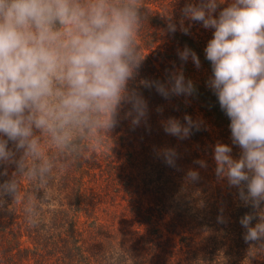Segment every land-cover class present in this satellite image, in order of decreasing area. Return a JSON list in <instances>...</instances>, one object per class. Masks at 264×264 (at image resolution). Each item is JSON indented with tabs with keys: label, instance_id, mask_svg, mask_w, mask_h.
Returning <instances> with one entry per match:
<instances>
[{
	"label": "clouds",
	"instance_id": "1",
	"mask_svg": "<svg viewBox=\"0 0 264 264\" xmlns=\"http://www.w3.org/2000/svg\"><path fill=\"white\" fill-rule=\"evenodd\" d=\"M142 9L141 0H0V177H9L0 183V208L9 199L23 202L35 227L54 176L76 165L89 144L111 140L121 119H129L133 130L147 126L141 87L165 100L183 96L185 104L194 96L183 64L190 59L199 69L201 62L187 45L177 49L181 66L173 63L165 80L134 83L144 60L136 43L147 19ZM180 14L178 24L172 12L163 16L168 33L189 35L192 24L185 27V20L213 30L204 49L212 73L206 86L230 121L232 145L240 149L233 158L232 147L215 143V176L252 209L239 219L243 239L264 250V0H188ZM156 111L162 115L163 108ZM160 123L178 140L204 124L187 114L183 123L175 117ZM157 154L179 170L175 148ZM193 163L207 167L204 160ZM21 179L31 191L21 192ZM185 180L198 182L199 172L189 169ZM217 219L225 222L222 215Z\"/></svg>",
	"mask_w": 264,
	"mask_h": 264
},
{
	"label": "trees",
	"instance_id": "2",
	"mask_svg": "<svg viewBox=\"0 0 264 264\" xmlns=\"http://www.w3.org/2000/svg\"><path fill=\"white\" fill-rule=\"evenodd\" d=\"M141 2L147 19L136 43L144 60L134 83L145 78L165 80L166 70H172L173 63L177 68L181 66L177 49L187 45L199 57L201 67L197 69L189 59L183 64L184 75L193 81L197 90L194 95L202 97L200 101L195 99V106L205 115L210 109L206 98L217 99L205 83L212 73L204 49L213 30L185 20V27L192 24L189 35L179 30L170 34L163 16L172 12L178 24L180 9L188 0ZM198 70L205 74L200 80H193ZM139 91L148 103L152 119L148 129L139 134L144 141L138 145L131 143L129 148L135 152L141 150L151 165L146 164L145 172H140L131 163L126 173L123 162L117 164L115 157L107 152L110 140L105 139L100 146L89 144L91 157L83 156L70 170L54 176L50 198L40 205L35 227L26 218L23 202L11 203L9 199L8 205L0 208V264H264V250L252 249L245 243V229L239 223L252 209L243 206L235 188H229L226 180L218 181L215 176L213 151L206 143L211 139V126L218 123L194 131L188 139L178 140L166 134L160 122L168 117L178 118V114L195 119L196 113L185 108V97L165 100L154 89L141 87ZM158 107L163 108L162 115L157 113ZM123 115L121 112L120 116ZM113 137L111 134L110 139ZM230 137L227 131L219 140L232 147L233 158H238L240 149L232 145ZM165 147L178 152L179 170L167 166L158 157V150ZM195 160H204L207 167L200 168L193 163ZM189 169L199 172L198 182L185 180ZM12 171L14 166H9V175ZM105 173L109 176L103 179ZM98 176L105 186L113 188L111 212L122 225L114 232L109 231L117 235L115 239L119 243H111V248L118 250L111 256L106 253V247H110L106 222L96 213L101 199L94 196L90 187L103 185L96 183ZM8 178L0 177V183ZM121 186L128 191L120 190ZM20 188L22 193L31 191L24 179L20 180ZM132 189L136 192L132 193ZM134 194L141 203H137ZM220 215L224 223L218 222ZM111 224L115 226L116 221ZM85 235L91 239L85 241Z\"/></svg>",
	"mask_w": 264,
	"mask_h": 264
},
{
	"label": "rangeland",
	"instance_id": "3",
	"mask_svg": "<svg viewBox=\"0 0 264 264\" xmlns=\"http://www.w3.org/2000/svg\"><path fill=\"white\" fill-rule=\"evenodd\" d=\"M204 74H202L199 70L196 71V76L193 77V80H200L201 76H204ZM201 81H205V80L202 79ZM201 98L202 97L200 96V94L198 96L194 95L192 97H188L187 99L189 102L186 104L185 108L191 109L193 113H196L194 120H196L197 118L201 119L204 122L203 127H208L212 125V123L214 122L218 123L217 125H215L217 127L211 126V130L209 131L211 134V139L208 140L206 143L207 147L212 148V151H213V146L215 145V143L217 141L221 142L219 138H221L222 134H224L227 131L230 133V130H229L230 121L228 117L224 114V112L217 105L218 100L217 99L215 100L214 96L210 98L209 97L206 98L207 105H209L210 107V109L207 110L206 114L204 115L200 113L198 108L195 106V99H198L200 101ZM178 115H179L178 119H183L184 115L182 114H178ZM122 117L123 116H121V118ZM150 119L152 118L150 117L148 118L147 126H145L144 124H141V126L136 127L134 130L130 125L129 119H121L119 125L111 133L112 135H114V137L107 143L110 146V150H107V152L110 155H113L115 157V161L117 164L120 162H123L126 168V173H129L131 163L135 165L137 168H139L140 172H145L146 164H148L149 166L151 165V161L147 160L143 156V153L141 150L137 149L136 150L137 152H135L133 151V148H129V145L131 143H135V145H138L139 143L144 141V138L140 137L139 134L141 132H145L148 129V125L150 124ZM91 151L92 149L88 148V151L84 154V157L87 159L91 157L92 156ZM117 164H114V165H117ZM149 168L150 167L147 168V171H149ZM96 173L99 175L98 170H96ZM108 176L109 174L105 173L103 174L102 178L106 179L108 178ZM96 181H97L96 183H102L103 185L97 186V184H95L90 187H93L94 196L101 199L100 204H98L97 206L98 210L96 213L100 216V219L102 222H106V226H107L106 231L109 234V237L108 235H106L107 236L106 238H108L109 240L108 244L110 245V247H106V253H108L111 256L113 255L115 251H118L116 247H115L116 250L114 248H111V245H112L111 243L113 242L116 245H119V243L117 242V239H115V236L117 235L109 231L111 229V231L114 232L117 226L120 227L122 225H120L119 222L114 219V216L112 215V212H111L113 209H111L110 207L112 203L110 196L112 195L111 191L113 190V188H110L108 185L105 186V183L101 181V177L99 176L97 177ZM120 190L128 191V188L125 186H121ZM135 192L136 191L133 190L132 193H135ZM133 197L136 199V201H138L137 200L138 195L134 194ZM139 202L140 201H138L137 203ZM122 204H125V203H122ZM164 220L166 221L167 218L165 217ZM114 221H116L115 226L111 224ZM112 237L114 240L109 239ZM88 239L90 240L91 238L85 235L84 240L88 241ZM118 240H120V238H118Z\"/></svg>",
	"mask_w": 264,
	"mask_h": 264
}]
</instances>
